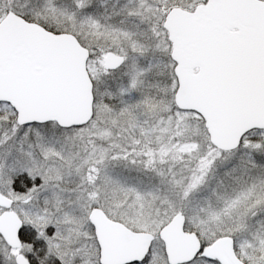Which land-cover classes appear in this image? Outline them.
I'll use <instances>...</instances> for the list:
<instances>
[{
	"label": "snow or ice",
	"instance_id": "1",
	"mask_svg": "<svg viewBox=\"0 0 264 264\" xmlns=\"http://www.w3.org/2000/svg\"><path fill=\"white\" fill-rule=\"evenodd\" d=\"M0 264H264V0H0Z\"/></svg>",
	"mask_w": 264,
	"mask_h": 264
}]
</instances>
